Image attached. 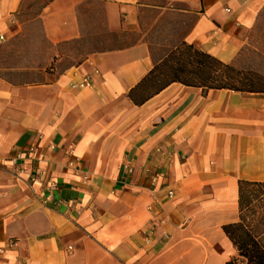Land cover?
<instances>
[{
  "label": "crops",
  "instance_id": "0c3cea01",
  "mask_svg": "<svg viewBox=\"0 0 264 264\" xmlns=\"http://www.w3.org/2000/svg\"><path fill=\"white\" fill-rule=\"evenodd\" d=\"M263 11L264 0H0V264H246L228 223L264 247V217L245 215L238 188L264 182V92L172 81L128 97L165 54L153 26L173 21L170 47L245 68ZM84 75L91 86L73 87Z\"/></svg>",
  "mask_w": 264,
  "mask_h": 264
},
{
  "label": "trees",
  "instance_id": "16d2710c",
  "mask_svg": "<svg viewBox=\"0 0 264 264\" xmlns=\"http://www.w3.org/2000/svg\"><path fill=\"white\" fill-rule=\"evenodd\" d=\"M164 53L149 72L129 89L128 97L133 103H143L172 81L204 89L228 88L235 91L264 92L263 71L257 68H236L202 51L193 43L181 41ZM263 185L264 182H238L241 210L251 204L250 187L259 188ZM223 230L233 240L238 254L246 258V264H264V247L253 237L249 228L241 223H228ZM228 263L237 264L233 261Z\"/></svg>",
  "mask_w": 264,
  "mask_h": 264
},
{
  "label": "rangeland",
  "instance_id": "374dc122",
  "mask_svg": "<svg viewBox=\"0 0 264 264\" xmlns=\"http://www.w3.org/2000/svg\"><path fill=\"white\" fill-rule=\"evenodd\" d=\"M172 22L168 24H162L161 26H153L155 34H153V45L160 51H166L174 43L172 30ZM250 37L243 48L242 59L244 61L245 68L259 69L264 72V11L261 13L254 29L250 33ZM250 206L247 208L245 215L253 214L256 217L257 210L260 217L264 215V185L257 187H250ZM249 210V211H248Z\"/></svg>",
  "mask_w": 264,
  "mask_h": 264
},
{
  "label": "built area",
  "instance_id": "2783aa9c",
  "mask_svg": "<svg viewBox=\"0 0 264 264\" xmlns=\"http://www.w3.org/2000/svg\"><path fill=\"white\" fill-rule=\"evenodd\" d=\"M0 39L2 40L3 37L0 36ZM72 86L73 87L75 86V87H78V88L90 87L91 86V78L88 75H84L79 82H77L76 84H72ZM169 196L172 197V192H169Z\"/></svg>",
  "mask_w": 264,
  "mask_h": 264
}]
</instances>
